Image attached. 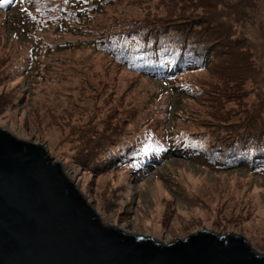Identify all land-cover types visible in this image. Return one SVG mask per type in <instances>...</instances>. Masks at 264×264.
Here are the masks:
<instances>
[{"label":"rangeland","instance_id":"rangeland-1","mask_svg":"<svg viewBox=\"0 0 264 264\" xmlns=\"http://www.w3.org/2000/svg\"><path fill=\"white\" fill-rule=\"evenodd\" d=\"M55 3L48 13V0L0 5V127L43 144L106 225L163 243L203 229L236 233L264 253V170L228 163L227 153L203 158L260 126L251 114L264 116V0ZM154 18L211 27L230 45L169 78L105 50L131 21ZM162 140L200 154L170 152L140 174L116 161L118 146Z\"/></svg>","mask_w":264,"mask_h":264},{"label":"water","instance_id":"water-1","mask_svg":"<svg viewBox=\"0 0 264 264\" xmlns=\"http://www.w3.org/2000/svg\"><path fill=\"white\" fill-rule=\"evenodd\" d=\"M0 264H264L243 235L163 243L106 225L43 144L0 127Z\"/></svg>","mask_w":264,"mask_h":264},{"label":"trees","instance_id":"trees-1","mask_svg":"<svg viewBox=\"0 0 264 264\" xmlns=\"http://www.w3.org/2000/svg\"><path fill=\"white\" fill-rule=\"evenodd\" d=\"M17 1L21 2L22 0ZM98 1L100 2V0ZM53 2H56L55 5H59L60 8L67 5V0H48L50 4L45 9L46 13L50 12V6ZM2 3L0 2V5ZM54 14L52 12L49 16L55 21L56 15L53 16ZM132 22L121 31V37L114 34L115 36L112 38L115 41L112 44L105 42L111 47V49H108L105 46V50L120 63L127 64L128 62L127 66L139 69L153 77L169 78L183 69L204 67L214 57L218 56L222 48L224 49V47L230 45L228 41L226 44H222L216 38L217 33L211 27L208 30L204 27L200 28L199 24L194 22L166 24L161 18L148 19V22L143 21L141 23ZM131 38L135 39L134 44H130ZM252 118H255L257 122L259 120L260 126L254 128V125H252L250 129L245 127L247 132L243 135L240 132V135H234L232 139L228 140V148L220 149L221 145L216 147L217 157L214 153H209V150H205L203 151V158L209 156L217 158V162H222L223 157L220 156L227 153L228 159L226 161L228 163L236 164L237 161H240L241 165L254 172L264 170V116L251 114L249 123ZM256 121H253V123ZM148 142L146 141V143ZM187 144L185 141L179 143L169 140H162L157 145L156 143H151V145L145 143L141 145L125 144L117 147L119 153L116 161H130L132 171L134 170V172L140 174L142 169L146 170L147 165L152 164L154 159L160 160L170 152H175L178 155L200 154L197 151L194 152L191 147L192 144ZM162 152L165 153L157 157ZM100 155L103 157V153H100Z\"/></svg>","mask_w":264,"mask_h":264},{"label":"snow or ice","instance_id":"snow-or-ice-1","mask_svg":"<svg viewBox=\"0 0 264 264\" xmlns=\"http://www.w3.org/2000/svg\"><path fill=\"white\" fill-rule=\"evenodd\" d=\"M0 2H4V0H0Z\"/></svg>","mask_w":264,"mask_h":264}]
</instances>
